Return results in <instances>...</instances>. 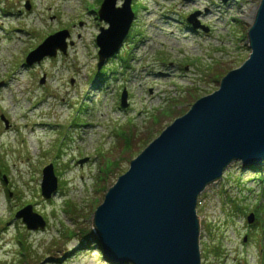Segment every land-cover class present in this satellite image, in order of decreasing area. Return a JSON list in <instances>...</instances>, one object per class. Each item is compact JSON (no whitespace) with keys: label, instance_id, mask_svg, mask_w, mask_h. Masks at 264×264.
Returning <instances> with one entry per match:
<instances>
[{"label":"rangeland","instance_id":"374dc122","mask_svg":"<svg viewBox=\"0 0 264 264\" xmlns=\"http://www.w3.org/2000/svg\"><path fill=\"white\" fill-rule=\"evenodd\" d=\"M101 2L0 0V116L9 122L0 118V264H115L82 236L94 234V210L133 158L249 57L261 0H132L130 35L97 70ZM62 29L73 41L67 55L23 66ZM48 164L59 182L50 199L41 194ZM256 164L231 163L199 195L201 264H264V160ZM26 205L44 228L15 218Z\"/></svg>","mask_w":264,"mask_h":264},{"label":"water","instance_id":"95a60500","mask_svg":"<svg viewBox=\"0 0 264 264\" xmlns=\"http://www.w3.org/2000/svg\"><path fill=\"white\" fill-rule=\"evenodd\" d=\"M116 1L103 0L98 11L99 20L108 24L97 36L99 68L118 51L134 20L132 0L121 7ZM194 18L187 20L197 28ZM68 37V30L50 35L29 53L26 64L55 57L58 50L65 53ZM248 42L249 57L133 158L94 210V241L115 264H201L199 195L231 163L246 166L264 160V0ZM126 98L124 92L122 107H127ZM57 184L49 164L43 169V197L50 198ZM16 218L31 230L46 224L30 205ZM254 219V213L247 216L249 224Z\"/></svg>","mask_w":264,"mask_h":264},{"label":"trees","instance_id":"16d2710c","mask_svg":"<svg viewBox=\"0 0 264 264\" xmlns=\"http://www.w3.org/2000/svg\"><path fill=\"white\" fill-rule=\"evenodd\" d=\"M167 109H171V108H167ZM118 135H120V136H126V134L123 132V131H118V133H117ZM126 144H127V146L129 145L130 146V143L128 142V140H127V142H126ZM118 166V165H117ZM249 166H250V168H252V169H256V168H259L258 166H257V164L256 163H250L249 164ZM111 169V168H110ZM109 169V170H110ZM103 180H105V179H103ZM66 205H68V204H66ZM82 236H84V238L85 239H87V240H93L94 241V235L91 233V231L90 232H86V233H84ZM83 238V239H84ZM95 242V241H94ZM99 250V249H98ZM100 253V256L102 257V254H101V252H99ZM103 258H106V257H103Z\"/></svg>","mask_w":264,"mask_h":264},{"label":"bare ground","instance_id":"6f19581e","mask_svg":"<svg viewBox=\"0 0 264 264\" xmlns=\"http://www.w3.org/2000/svg\"><path fill=\"white\" fill-rule=\"evenodd\" d=\"M176 120V119H175Z\"/></svg>","mask_w":264,"mask_h":264}]
</instances>
